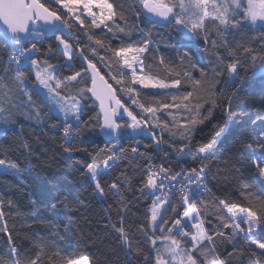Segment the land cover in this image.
Masks as SVG:
<instances>
[{"label": "trees", "instance_id": "trees-1", "mask_svg": "<svg viewBox=\"0 0 264 264\" xmlns=\"http://www.w3.org/2000/svg\"><path fill=\"white\" fill-rule=\"evenodd\" d=\"M40 2L52 11H59V5H56L54 0H40ZM108 2L113 4L115 11L122 10L127 17L129 25L133 27L130 37L120 34L119 38H113V34L107 30L103 33L99 29L85 31L73 23L70 27L65 26V31L59 34L35 33L24 46L30 47L32 43H36L40 51L35 53L33 58L47 59L49 63L61 66L63 70L57 73L59 76L72 75L86 67L79 56L81 49L97 63L103 75L109 72V68L105 65H110L111 71L119 76L117 69L123 66L117 65L118 58L113 56L109 45L119 47L123 43L126 46L130 41L136 42L142 39L140 33L135 30L136 27L144 29L145 32L151 31L155 43L149 53L142 54L146 57L145 72L154 79H161L166 83H170L172 79H180L181 84L172 89H143L138 85L128 84L131 79L130 73L124 77V80L128 86L138 89L139 95L136 96L138 104L159 107L155 116L143 112L137 104L132 103L126 91L119 90L120 85L108 75L105 77L117 89L118 96L126 102V106L134 110L138 118L148 116L151 124L158 122L161 126L162 122L172 124L175 117L176 122L188 126L189 115L196 119L207 117L206 109L209 107L207 104H204V108L197 114L195 111H185L183 103H188L191 109L198 100L203 104L202 98L208 95L207 85L194 89L193 80L187 79L185 73H189L193 79H202L199 69L206 67L210 61L217 63L216 57L212 55L216 50L211 48V43L208 45L210 51L206 52L203 50L205 45L201 38L193 39L174 25H153L150 23L151 20L145 17L138 0H108ZM207 27L210 40L220 43L221 36L217 35L216 30L222 26L208 22ZM0 34H3L1 30ZM57 35L72 45L73 51L77 52L70 63L72 65L70 68L65 66L68 62L56 39ZM90 35H92L91 39ZM261 36H264V28L259 25L244 27L239 34L223 33V37L228 42L227 47L238 49L237 58L241 65L239 75L247 77V81L239 89L233 114L227 116L223 104L213 109L210 118L195 126L190 143L181 140L179 136L170 137L167 131L161 132L160 127L155 128L157 138L162 137L163 141L159 147L155 145L149 134L133 136L129 134L130 130H126L119 140L108 142L98 127H82L80 138L72 142L74 151L69 154L64 151L68 145L63 138L62 128L56 130L49 128L50 124L56 122L55 111H49L47 107L42 106V113L46 116L44 126L41 128L35 120L25 117L23 113L27 109L21 108L19 111L13 109L15 122L9 124L0 122V158H3L2 154L8 150L7 158L19 163L21 171L0 175V197L5 201L3 206L5 215L0 219V226L6 224L9 230L0 232V255L5 257L7 255L9 234L14 243L26 250L29 255L37 251L39 238L47 235L44 225L31 223L34 219L30 215L31 200L34 199L42 205V212L47 209L48 213L56 218L61 224V230L69 220L74 221L65 243L72 246L70 250H74L75 255L88 256L91 264H144L145 257H148V264H153L155 252L139 230L141 225L147 226L152 203V198L146 194L148 189H145L144 194L140 191L143 186L142 181L146 177L145 167L150 164L163 165L165 168H170L173 173L180 172L182 168L198 167L204 152L210 153L207 163L211 168L210 173L205 177V183L210 191L205 194L204 199L212 201L214 197H219L239 205L258 207L260 202L264 201V177L259 175L258 169L251 163L246 146L251 144L259 150L261 144L259 133L261 120L264 119V76L261 75L259 68L261 64L259 57L264 56V40H261ZM97 39L103 41V46L95 43ZM241 46L252 49V55L258 57L255 66L251 55L245 54ZM90 48H95L96 56H92ZM184 53H188L189 58L182 61L181 57ZM219 53L224 57V62L220 65L223 71L216 79L220 81L217 87L223 95L217 93V96L223 102L237 90V85L226 83L230 78L225 65L234 57L229 56L224 47L219 48ZM161 57L164 58L163 65L160 63ZM8 59L7 52L0 47V62L6 64ZM192 64L196 67H192ZM186 90L192 91L193 96L189 101H182L181 98ZM145 93L161 94L144 95ZM16 94L20 95L19 91ZM164 103L169 104L170 107L164 108ZM173 104H181V108L171 107ZM92 109L99 111L97 103L94 104L89 100L84 120H87L89 115L96 114ZM127 122L128 118L125 115L122 123ZM24 142L30 148H25ZM113 144H119L128 151L123 159H117L114 165L110 164L106 172H101L99 180L104 189V197L101 199L96 194L95 182L84 174L85 165L92 161L97 149H107ZM137 145L139 152L132 154L130 148ZM185 145L187 146L183 153L177 151ZM103 156L102 152L100 158ZM100 168H104L102 163ZM113 183L119 186V192L111 190L110 186ZM8 200L14 201L15 206L9 208L6 203ZM173 202L175 203V198ZM65 203L69 204L68 209L64 208ZM52 206H55L54 211ZM177 210L182 212L181 208ZM214 210L213 205L209 203L207 211L211 213ZM172 216L173 213L169 210L166 218L170 219ZM209 220L212 221L211 226L216 225L213 216L209 215ZM121 223L131 241V248L113 228V225L120 227ZM29 224L31 227L28 226ZM223 231L226 233L227 229ZM235 239L238 243L231 264H264V257L258 256V249L257 255H253L250 246L242 237L238 236ZM234 242L229 240L231 246L226 252L233 251ZM57 264H63V261L57 260Z\"/></svg>", "mask_w": 264, "mask_h": 264}, {"label": "snow or ice", "instance_id": "snow-or-ice-1", "mask_svg": "<svg viewBox=\"0 0 264 264\" xmlns=\"http://www.w3.org/2000/svg\"><path fill=\"white\" fill-rule=\"evenodd\" d=\"M54 2L59 5V11H51L45 4L40 3V0H0V22L5 26V31L0 34V47L9 56L6 64L0 62V122L4 124L15 122L16 116L13 109L19 111L25 108L27 109L23 113L25 117L35 120L43 128L46 114L42 113V106L47 107L49 111L56 113V122L50 124L49 128L51 130L62 128L63 138L68 145L64 151L69 154L74 151L71 145L73 140L80 138L82 127H98L105 136L116 140H119L126 130H130L129 134L133 136L149 134L157 147L163 142L162 137L157 138L155 132V128L160 127L161 132L167 131L170 137L179 136L181 140L190 143L195 126L210 118L213 109L223 104L226 115L230 117L233 114L239 89L247 81V77L239 75L241 65L237 58L238 49L227 47L228 42L223 37V33L239 34L242 28L256 26L258 22L259 26L264 28V0H138L146 14H151L153 17L150 21L153 25H174L180 31L186 30L193 39L201 38L205 45L204 51H210L209 43L211 48L216 50L212 52V55L216 57L217 63L210 61L206 67L199 69L202 79H193L189 73H185L187 79L193 80L194 89L207 85L208 95L202 98L203 104L198 100L195 107L190 109L188 103H183V109L199 114L204 104H207L208 116L196 119L189 115L188 126L176 122L173 117L172 124L162 122L161 126L160 122L151 124L148 116L138 118V114H134V110H130L126 102L118 96L117 89L105 79V75H108L111 80L121 86L120 91L128 93L133 104H137L143 112L155 116L159 107L138 104L136 96L139 95V91L133 86L138 85L143 89H172L177 88L181 80L172 79L170 83H166L161 79H154L145 72L146 57L142 54L149 53L155 43L151 31L145 32L144 29L136 27L135 30L140 33L142 39L136 42L130 41L126 46L123 43L119 47L109 45L113 56L118 58L117 65L123 66L117 69L119 76L111 71L110 65H105L109 68V72L101 75L97 63L93 62L83 49L79 51V56L86 63V67L72 75L59 76L57 73L63 70L61 66L53 65L47 59L33 58V53L40 51L36 43H32L30 47L24 46L31 33L58 32L62 31L63 27H70L75 23L82 30L99 29L102 33L107 30L113 34V38H119L120 34L130 37L133 27L129 25L123 11H115L113 4L108 0H54ZM38 22H42L39 23V27H37ZM208 22L222 26L216 30L217 35L221 36L220 43L210 40ZM201 33H203L202 37ZM89 38L91 39L92 35ZM56 39L63 45L64 55L71 61L77 52L73 51L72 45L61 36L57 35ZM261 40H264V36H261ZM95 43L103 46V41L100 39H97ZM221 47L226 49L229 56L234 57L225 65L230 78L226 83L237 85V90L223 102L217 96V93L220 95L223 93L217 87L220 81L216 79L223 71L220 68L224 62V57L219 53ZM241 47L245 54L251 55L255 66L258 57L252 55V49ZM89 51L92 56H96L95 48H90ZM185 58H189L188 53H184L181 60ZM259 59L261 75L264 76V56H260ZM160 63L164 64L163 57L160 58ZM65 66L70 68L72 65L68 63ZM192 67L195 68L196 65L192 64ZM129 73L131 79L128 84L133 86H128L124 80ZM253 74L255 75V67ZM17 91L20 95L16 94ZM134 93L136 95H133ZM160 94L145 93L144 95ZM192 96L193 92L186 90L181 99L189 101ZM89 100L94 104L99 102V111L92 109L96 114L89 115L88 119L84 120ZM163 107L168 108L170 105L164 103ZM171 107L180 109L181 104H173ZM125 115L128 122L122 123ZM173 128L176 130L174 131ZM259 136L261 139L259 150L251 144L246 147L251 163L258 169L259 175L264 177V119L261 120ZM186 146L180 147L177 151L183 153ZM24 147L30 148L26 142ZM7 151L5 150L2 154L3 158H0V175L21 171L19 163L7 158ZM127 151L128 149L119 144H113L107 149H97L92 161L85 165L84 174L95 182L96 194L101 199L104 197V189L99 180L101 172H106L111 166L110 161L114 165L117 159H123ZM130 151L132 154H137L139 145L131 147ZM102 152L104 156L100 158ZM109 152L111 154H108ZM209 155L210 153L204 152L198 167L182 168L176 173L163 165L150 164L147 167L140 191L144 194L145 189H148L146 194L152 198V203L149 208L147 226L141 225L139 230L155 252L153 264H231L236 254L238 241L235 238L238 236L248 243L253 255H257L258 249V256L264 257V201L256 207L239 205L219 197H214L212 201L204 199L205 194L210 191L205 183V177L211 171L207 163ZM101 163L104 165L103 169L100 168ZM178 177L180 179H177ZM110 188L119 192V186L116 183H113ZM6 203L9 208L15 206L12 200ZM209 203L215 209L211 213L207 211ZM4 204L3 197H0V219H3L5 215ZM31 205L30 215L34 218L31 223L44 225L47 235L39 238L36 245L37 251L29 255L26 250L14 243L9 234L8 252L6 257L0 255V264H45V260L47 264H57V260L63 261V264H91L88 256L75 255L74 250H70L72 246L65 243L74 221L69 220L61 230V224L48 213L47 209L41 211L40 203L32 199ZM52 207L54 211L55 206ZM69 207V204H64L65 209ZM178 208H181L182 212L178 211ZM169 210L173 213L170 219L166 218ZM209 215L214 217L215 226H211L212 221L209 220ZM25 223L27 224V221ZM28 226L31 227V224ZM113 228L131 248V241L123 224L121 223L120 227L113 225ZM224 229H231L227 236L229 240L235 241L232 252L220 253L216 250L215 237L224 236ZM8 231L6 224L0 226V232ZM209 256L211 260L208 259ZM144 264H148V257H145Z\"/></svg>", "mask_w": 264, "mask_h": 264}, {"label": "rangeland", "instance_id": "rangeland-1", "mask_svg": "<svg viewBox=\"0 0 264 264\" xmlns=\"http://www.w3.org/2000/svg\"><path fill=\"white\" fill-rule=\"evenodd\" d=\"M94 10H95V11H98L97 9H94ZM257 25H259V22L257 23ZM184 31L187 33L186 30H184ZM187 34H188V33H187ZM188 35H189V34H188ZM189 36H190V35H189ZM60 47H61V49L63 50V45L60 44ZM63 51H64V50H63ZM34 54H35V53H33V55H34ZM66 60H67L68 63H71V61H72V60L69 61L67 57H66ZM150 89H152V88H150ZM109 163L111 164V161H110ZM101 169H103V168H101ZM145 170H146V169H145ZM230 231H231V229H227V231H226V233H225L224 236H219V235H217V236L215 237L216 250H217L218 252H220V253H225L226 250H227V248L231 246V244H230V246H229V239H228V236H227V234H228ZM208 259L211 260V256H209ZM150 262H151V260H150Z\"/></svg>", "mask_w": 264, "mask_h": 264}, {"label": "water", "instance_id": "water-1", "mask_svg": "<svg viewBox=\"0 0 264 264\" xmlns=\"http://www.w3.org/2000/svg\"><path fill=\"white\" fill-rule=\"evenodd\" d=\"M41 3V2H40ZM142 10H143V13H144V15H145V17L146 18H148L149 20H152L153 19V17L151 16V14H146V11L142 8ZM52 11V10H51ZM39 23H42V22H38V24H37V27H39ZM0 30L2 31V32H4L5 31V26L2 24V22H0ZM65 31V27H63V29H62V31H58V32H52V31H47V32H33V33H31L29 36H28V41H29V39L35 34V33H46V34H48V35H55V34H59V33H62V32H64ZM86 64V63H85ZM98 68V67H97ZM99 69V68H98ZM100 74L101 75H103L102 74V72L100 71ZM105 79L106 80H108L106 77H105ZM110 83V82H109ZM97 103V105H99V102L97 101L96 102ZM102 135H103V137L105 138V140L106 141H108V142H112V141H115L116 139H113V138H111V137H109V136H105L103 133H102Z\"/></svg>", "mask_w": 264, "mask_h": 264}, {"label": "built area", "instance_id": "built-area-1", "mask_svg": "<svg viewBox=\"0 0 264 264\" xmlns=\"http://www.w3.org/2000/svg\"><path fill=\"white\" fill-rule=\"evenodd\" d=\"M151 165H153V164H151ZM148 166H149V165H148ZM148 166H146L145 169H147ZM154 166H159V165H154ZM177 179H180V177H178ZM165 183L167 184V181H165ZM174 183H175V182H174ZM178 186H179V185H178ZM157 194H160V193H157Z\"/></svg>", "mask_w": 264, "mask_h": 264}]
</instances>
